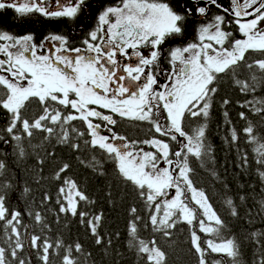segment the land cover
Listing matches in <instances>:
<instances>
[{
	"label": "snow or ice",
	"instance_id": "6c2138e0",
	"mask_svg": "<svg viewBox=\"0 0 264 264\" xmlns=\"http://www.w3.org/2000/svg\"><path fill=\"white\" fill-rule=\"evenodd\" d=\"M230 3L228 8L220 0H193V7L201 17H207L212 6L231 14L234 19L230 23L237 25L242 38L233 39V33L225 30V16L215 15L210 22L200 25L197 42L170 50V70L163 73L159 70L160 48L167 39L183 35L193 7L181 5L184 12H180L165 0H118L98 14L95 28L78 47L72 46L63 34L50 33L37 40L32 33L16 35L0 28V57H3L0 88L4 90L0 94V109L7 114V124L0 128V142L15 141L13 150L22 158L26 154L22 141L25 138L30 141L35 131L46 133L45 140L55 137L57 143L69 145L74 151L81 146L73 140L84 138L85 147L103 152L114 162L122 180L136 189L144 201L153 232L171 239L177 224L186 223L191 229L190 244L198 264H209L210 254L239 264V244L223 234L225 221L191 178L189 157L202 161L210 151L205 142V125L192 134L184 129L188 117L207 120L218 91L216 81L222 74L231 72L243 94H254L264 85V58L246 62V53L264 56V0H230ZM87 4L88 0H0V10L11 9L20 20L33 14L54 20L75 19ZM144 45L152 49L147 56L140 50ZM133 58L135 63L128 62ZM241 63L251 73L250 80L238 78ZM161 74L166 77L164 84L159 83ZM33 102L39 105L40 112L29 118L24 110ZM229 103L225 98L222 106ZM240 106L254 114H264V99L254 98ZM224 115L228 117L226 110ZM239 115L247 120L245 112ZM116 117L146 122L160 137L168 139L152 136L129 140L114 130L118 124ZM73 121H81L86 132L77 129ZM243 132L250 143L259 144L257 163L264 166V144L254 135L253 125L249 123ZM237 139L233 129L231 140ZM168 141L177 143L176 150ZM143 145L154 151H146ZM243 160L246 165L247 157ZM38 162L42 164L43 160ZM98 165L93 158V170ZM5 168L0 160V173ZM69 168L64 163L54 178L60 180ZM258 171L264 181V170ZM10 188L8 183L0 184V227L5 235L4 246H0V264H30L21 256L25 241L36 251L41 264H52L53 255L58 264H79L75 254L84 253L79 242L65 246L62 240L53 243L40 235L27 234L28 225L21 219L23 213L7 206ZM28 191L24 189L25 193ZM50 199L45 193L42 203ZM81 202L94 203L75 180L63 178L57 196L59 213L79 216L95 243L101 245L103 237L98 228L103 216L80 211ZM224 203L233 217L239 215L231 198H225ZM260 208L264 211V201ZM136 213L137 209L132 207L133 219L128 226L132 247L145 264H168V254L156 240L146 242L138 238L137 222L142 217ZM28 214L37 225L47 227L41 212ZM22 227L26 230L23 239ZM198 232L207 238L202 239ZM260 247L264 248V244ZM214 264L225 261L221 259ZM258 264H264V255Z\"/></svg>",
	"mask_w": 264,
	"mask_h": 264
},
{
	"label": "trees",
	"instance_id": "16d2710c",
	"mask_svg": "<svg viewBox=\"0 0 264 264\" xmlns=\"http://www.w3.org/2000/svg\"><path fill=\"white\" fill-rule=\"evenodd\" d=\"M116 3L118 0H100L99 4L96 0H88L86 8L75 19L59 20L47 19L36 14L20 20L13 10L5 9L0 11V28L16 35L32 33L37 40L50 33L63 34L68 37L72 46H76L89 31L95 28L98 14L107 6ZM88 7L91 12L94 11L93 19H86ZM77 21H80L84 27L77 25ZM225 30L233 33V39L242 38L234 24L226 27ZM261 58L264 56L259 53H246L247 63ZM257 75L261 74L257 73ZM237 76L241 80H250L251 73L245 63L240 64ZM216 87L218 91L213 98L207 120L205 121L203 117H188L184 121V129L189 134L201 125H205V142L210 148L202 161L189 157L193 169L191 178L195 187L205 191L210 203L225 221L227 227L223 230V234L234 238L239 244V264H258L260 257L264 255V248L260 247V244H264V211L260 208L261 201H264V181L261 180L258 170H264V166L257 163L259 144L250 143L243 129L251 123L254 127V135L259 139L260 144H264V114H254L240 105L254 98L264 99V85L259 86L254 94H243L235 85L231 72H228L222 74L216 81ZM3 91L0 88V94ZM225 98L230 103L222 106ZM225 110L228 112L227 118L224 115ZM242 111L245 112L247 120L240 118L239 113ZM39 112V105L33 102L26 106L24 115L32 118ZM116 119L118 124L114 130L127 136L129 140H143L152 136L168 139L160 137L146 122L120 120L118 117ZM229 120L231 123H228ZM6 124L7 114L0 109V128ZM72 124L80 131L86 132V126L81 121H73ZM233 129L238 137L235 142L231 140ZM46 135L35 131L30 141L28 138L23 139L22 146L26 154L22 158L13 150L15 141H10L9 144L0 142V160L6 165L5 170L0 173V184L11 185L8 190L7 206L23 213L21 219L25 225H28V235H40L53 243L62 240L65 246L79 242L84 249L83 254H75L79 264H145L136 249L132 247L129 236L128 226L133 219L130 209L135 207L136 215L142 217V220L137 222L139 239L146 242L156 240L167 252L168 264H198L194 250L191 249L190 226L186 223H178L172 230L171 239L153 232L148 223L144 201L139 198L136 189L130 183L122 180L114 162L108 160L103 152L85 147L84 138L73 140L74 143L79 142L81 146L80 150L74 151L69 145L57 143L55 137L45 140ZM168 142L172 149L176 150L177 143ZM142 147L146 151H154L146 145ZM245 156L246 165L243 160ZM93 158L99 162L96 170L91 166ZM39 160H43V163H39ZM64 163L69 164L70 168L62 174L60 180H57L54 174ZM63 178L75 180L90 201L94 202L91 204L81 202L80 211L102 214L103 219L98 228L103 237L101 245L95 243L94 237L80 223L79 216L59 213L57 196ZM25 188L29 189L27 193L24 192ZM45 193L51 199L42 203ZM225 198L234 201L239 211L238 216L233 217L227 210ZM29 211L41 212L47 227L37 225L29 216ZM145 224L148 226L146 227ZM20 230L23 239L26 230L23 227ZM252 233L259 235L253 237ZM198 234L202 239L207 238L202 233L198 232ZM4 239V230L0 227V246H4ZM21 256L29 260L30 264H41L36 251L29 247L27 241ZM51 259L52 264H58L55 255ZM221 259H224L225 264H230L227 258L218 254L208 256L209 264Z\"/></svg>",
	"mask_w": 264,
	"mask_h": 264
},
{
	"label": "flooded vegetation",
	"instance_id": "af4514ba",
	"mask_svg": "<svg viewBox=\"0 0 264 264\" xmlns=\"http://www.w3.org/2000/svg\"><path fill=\"white\" fill-rule=\"evenodd\" d=\"M179 1H180V3H179ZM186 1L189 2V5L187 7H193V0H165V2H168L170 4V6H172L175 10L180 11V12H184V8L181 7V5H185ZM222 1H224V3H226L225 7H228V8L231 7L230 0H220L221 3H223ZM50 2H51V0H50ZM99 2H100L99 0H96V3L99 4ZM86 12H88V14L90 15L91 9L88 7ZM36 15H39V14H36ZM89 15L86 16V19H89L88 18ZM215 15H224L225 16V28L230 27L231 24H234L237 28V32L239 33L237 25L235 23H230L234 19V17L231 14H227L222 9H219V8L212 6V7H210V9L208 11L207 17H201L195 13V8L193 7V14L188 16V18H187L186 28H185L183 35L180 37L167 39L166 42L160 48L161 57L159 60V70L161 73H163L164 70H170V65H169V52H170V50L174 47L186 46V44L189 42H197L198 28L200 27L201 24H207L208 22H210ZM76 23H77V25H80L79 21H77ZM184 34H185V36H184ZM81 42L79 43V45H76V47L81 46ZM140 50H141L142 54L147 56L150 54V51L152 49H151L150 45H144L141 47ZM128 62L135 63L136 60H135V58H133L132 61H128ZM158 79H159L160 84H164L166 77L163 74H161L158 77Z\"/></svg>",
	"mask_w": 264,
	"mask_h": 264
},
{
	"label": "rangeland",
	"instance_id": "374dc122",
	"mask_svg": "<svg viewBox=\"0 0 264 264\" xmlns=\"http://www.w3.org/2000/svg\"><path fill=\"white\" fill-rule=\"evenodd\" d=\"M99 1H100V0H99ZM109 1H111V0H109ZM222 2H223V4H224V6H226V3H224V1H222ZM99 3H100V2H99ZM179 3H180V1H179ZM185 5L188 6V5H189V2L186 1V2H185ZM86 10H87V9H86ZM93 13H94V11H92V12L90 13V15L88 14V15H89V17H88L89 19H93ZM79 22H80V21H79ZM79 26H80V27H84V25H83L81 22H80V25H79ZM189 35H190V34H189ZM189 35H188V36H189ZM239 35H240V37H241V34H240V33H239ZM185 40H186V39H185ZM0 58H3V57H0ZM5 74H6V73H5ZM162 166H163V165H162ZM173 194H174V193H173Z\"/></svg>",
	"mask_w": 264,
	"mask_h": 264
}]
</instances>
